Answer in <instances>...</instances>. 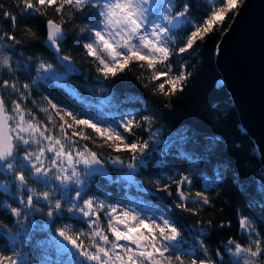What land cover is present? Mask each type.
<instances>
[{
	"label": "snow or ice",
	"instance_id": "obj_1",
	"mask_svg": "<svg viewBox=\"0 0 264 264\" xmlns=\"http://www.w3.org/2000/svg\"><path fill=\"white\" fill-rule=\"evenodd\" d=\"M244 3L13 0L9 9L0 0V19L9 25L0 29V264H264V168L251 186L240 185L248 207L260 215L241 206L235 213L239 235L210 247L213 230H230L232 223L203 218L215 208L210 190L223 180L218 169L214 179L201 171V159L184 147L187 135L161 139L152 109L116 103V111L98 121L40 91L47 86L81 99L69 83L80 74L77 60L65 47L74 35L80 62L95 73L100 91L104 81L134 73L168 107L188 87V58ZM41 18L42 35L31 26ZM34 42L51 60L31 55L29 67L17 48ZM21 70L27 82H20ZM173 148L187 168H169L165 158ZM252 154L264 163V144L253 146ZM148 168L157 169L155 191L179 213L196 217L194 226L175 212L127 196L113 201L111 193L94 188L103 179L146 191L137 177ZM194 180L200 190L194 191Z\"/></svg>",
	"mask_w": 264,
	"mask_h": 264
},
{
	"label": "trees",
	"instance_id": "obj_2",
	"mask_svg": "<svg viewBox=\"0 0 264 264\" xmlns=\"http://www.w3.org/2000/svg\"><path fill=\"white\" fill-rule=\"evenodd\" d=\"M3 2L9 9L12 8L13 0H3ZM230 20L225 22L223 29L208 35L206 42L200 45V50L188 58L190 65L188 70L192 72L188 87L183 94L173 98L168 107H164L162 97H154L144 88L134 73L116 80L104 81L106 87L104 91H100L95 73L90 71L87 63L80 62L74 35L70 37L65 47L77 60L76 67L80 70V74L73 75L69 83L78 90L81 99L70 96L61 89L46 90L47 86L40 89L44 95H49L51 91L62 105L98 121H104L110 112L116 111L112 107L116 103L121 105V109L138 112H144L146 108L152 109L158 113L155 127L161 129V139H169L170 134L171 139H177V133L187 135L189 142L184 147L201 159V171L210 179H214L218 169L223 180L219 187L210 190V198L214 200L215 208L206 209L202 214L205 220L212 219L214 222L224 220L232 223L230 230L218 228L213 230L211 238L207 241L213 248L218 246L220 241H226L229 236L239 235L235 213L241 206L251 212L253 217L260 215L258 210L248 207L247 195L241 191L240 185L251 186L257 181V175L264 168L259 156L252 154L253 146L256 144L243 128L238 111L215 64L217 42ZM41 24L42 18L31 26L42 35ZM23 27L22 24L21 28ZM0 29L9 30V25L3 19H0ZM17 51L25 52L23 59L29 67L33 66L27 61V57L31 55H41L45 60H51L50 53L35 42L32 45L18 46ZM18 78L21 83L27 82V76L22 70L18 72ZM129 97L135 98L133 102H127ZM108 98H111V102ZM36 99L39 101L40 96L37 95ZM144 135L146 138L147 134ZM171 151L172 154L165 158L169 168L172 170L187 168V162L176 154L175 148ZM155 159H159L158 152L153 154V160ZM108 169L113 178L118 176L112 166H108ZM156 173L157 169L148 168L137 177L141 187L147 189L146 191H138L136 187L127 188L120 183L108 184L103 179L98 180L94 188L111 193L113 201L122 200L127 196L133 200L145 201L166 214L175 212L184 216L189 225L194 226L196 217L179 213L168 197L155 191L152 180L156 179ZM200 187L201 185L194 180V191L200 190Z\"/></svg>",
	"mask_w": 264,
	"mask_h": 264
},
{
	"label": "water",
	"instance_id": "obj_3",
	"mask_svg": "<svg viewBox=\"0 0 264 264\" xmlns=\"http://www.w3.org/2000/svg\"><path fill=\"white\" fill-rule=\"evenodd\" d=\"M215 64L243 128L264 144V0H245L220 35Z\"/></svg>",
	"mask_w": 264,
	"mask_h": 264
}]
</instances>
